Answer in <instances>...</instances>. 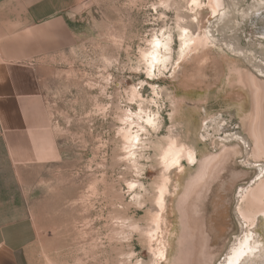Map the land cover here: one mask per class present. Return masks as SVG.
I'll return each instance as SVG.
<instances>
[{
    "label": "rangeland",
    "instance_id": "rangeland-1",
    "mask_svg": "<svg viewBox=\"0 0 264 264\" xmlns=\"http://www.w3.org/2000/svg\"><path fill=\"white\" fill-rule=\"evenodd\" d=\"M210 1L69 13L71 45L38 64L27 143L0 133V225L31 223L29 264H219L244 235L237 264H264V193L256 222L236 214L264 179V0ZM154 38L171 51L149 70ZM171 140L195 162L165 164Z\"/></svg>",
    "mask_w": 264,
    "mask_h": 264
},
{
    "label": "crops",
    "instance_id": "crops-1",
    "mask_svg": "<svg viewBox=\"0 0 264 264\" xmlns=\"http://www.w3.org/2000/svg\"><path fill=\"white\" fill-rule=\"evenodd\" d=\"M80 0H0V128L8 145L27 143L28 114L39 104L38 64L72 43L69 13ZM25 219L0 225V264H29L34 240Z\"/></svg>",
    "mask_w": 264,
    "mask_h": 264
},
{
    "label": "bare ground",
    "instance_id": "bare-ground-1",
    "mask_svg": "<svg viewBox=\"0 0 264 264\" xmlns=\"http://www.w3.org/2000/svg\"><path fill=\"white\" fill-rule=\"evenodd\" d=\"M196 1L197 0H193V2H196ZM219 2H220L219 0H211L210 1L211 9L216 7ZM180 31L184 32L185 30L180 29ZM190 40H192V38ZM169 42L170 41L168 40V38L167 40L165 39L162 40V38L161 39L154 38V40L150 42V45H151L150 51L148 50L149 52L147 54L144 53L146 54L145 59L147 60L149 70L159 64L164 65L165 61H167V58L169 57L168 53L171 51ZM186 42H187V39L185 38L182 42V45L185 44ZM146 122L150 123V120L147 119ZM130 139H131L130 145L133 146L134 142L138 143L139 136L137 134H134L133 136L130 137ZM168 145H169L167 146L168 148H166V150L165 149L163 150L164 151L163 160H165V164L169 166L178 165L179 168H182L183 167L182 163H184L185 161L189 162L190 164H193V162H195L196 158L194 156V152L192 149H190L189 146H186L184 144H180V146H175L173 140H171ZM253 187L254 188L251 189L248 192V194H246V196L243 198L244 207L239 208L236 213L237 216L241 218L244 221V223H247V224L248 223L253 224L254 222H256V220L260 216L259 213L261 212V209L258 207V203L259 204L261 203L260 202L262 199L261 196L264 193L263 177L259 178L255 182ZM157 201H158L159 206L161 207L162 205L161 198H158ZM157 221L158 220L156 219L155 221L156 224H157ZM244 236L246 237H244L243 239H240L238 242H236V244H234L228 249V251L225 253V256L222 258L219 264H233L235 260L240 259L242 256L244 257L245 254H248V252L251 251V249L253 248V245H252L253 239L250 241L249 237L251 238L252 236L251 235L249 236L244 235ZM244 258L241 259L238 264H241Z\"/></svg>",
    "mask_w": 264,
    "mask_h": 264
},
{
    "label": "built area",
    "instance_id": "built-area-1",
    "mask_svg": "<svg viewBox=\"0 0 264 264\" xmlns=\"http://www.w3.org/2000/svg\"><path fill=\"white\" fill-rule=\"evenodd\" d=\"M1 131H2V130H1V128H0V133H2Z\"/></svg>",
    "mask_w": 264,
    "mask_h": 264
}]
</instances>
